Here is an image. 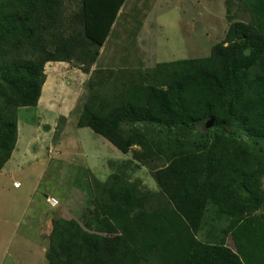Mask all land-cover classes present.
Returning <instances> with one entry per match:
<instances>
[{"label":"trees","instance_id":"1","mask_svg":"<svg viewBox=\"0 0 264 264\" xmlns=\"http://www.w3.org/2000/svg\"><path fill=\"white\" fill-rule=\"evenodd\" d=\"M71 1L0 0V170L18 141V108L42 96L45 65L76 61L90 73L127 0H79L68 14ZM238 1L251 20L232 21L208 56L154 76L92 71L78 126L123 152L140 145L164 155L155 174L164 195L117 188L82 220H55L49 264H264V0ZM208 119L212 127L194 134ZM148 126L166 139L155 141ZM211 203L227 223L201 241L195 232Z\"/></svg>","mask_w":264,"mask_h":264},{"label":"rangeland","instance_id":"2","mask_svg":"<svg viewBox=\"0 0 264 264\" xmlns=\"http://www.w3.org/2000/svg\"><path fill=\"white\" fill-rule=\"evenodd\" d=\"M78 3L68 2L67 13ZM241 20L249 22L251 14L238 0H127L90 73L76 61L45 65L46 82L37 105L18 108L21 169L10 179L1 180L0 175V264H49L54 221L82 220L95 199L111 203L117 188L136 187L145 197L148 192L164 195L155 176L167 163L164 155L150 157L140 145L123 152L90 127L78 126L92 71L124 68L154 76V69H174L184 59L208 56L224 40L231 22ZM204 124H197L194 134L205 132ZM148 127L155 141L166 139L156 127ZM238 137L251 142L244 134ZM13 182L22 186L14 188ZM260 187L264 191V177ZM48 196L59 200L57 206L47 202ZM215 212L211 203L206 224L195 232L199 240H213L214 226L227 223ZM226 244L236 250L231 236Z\"/></svg>","mask_w":264,"mask_h":264},{"label":"crops","instance_id":"3","mask_svg":"<svg viewBox=\"0 0 264 264\" xmlns=\"http://www.w3.org/2000/svg\"><path fill=\"white\" fill-rule=\"evenodd\" d=\"M122 9H123V7H122ZM121 10H120V12H121ZM118 17H119V15H118ZM42 92H43V90H42ZM18 143H19V138H18V141L16 143V147H15L13 153H12V156H11L10 160L0 170V175L2 176V179L1 180L6 179V178H8V179L12 178L13 177V173H15L18 170V168L20 167V163H19V155H20V153H19V151L17 149ZM93 167H94L93 165L90 166V168H93ZM19 169H21V168H19ZM14 181H16V179ZM2 182L3 181H1V183H0V187L1 188H3L2 187V185H3ZM12 186L14 188H20L22 186V184L20 186H17L16 187V186H14V182H13V185Z\"/></svg>","mask_w":264,"mask_h":264},{"label":"built area","instance_id":"4","mask_svg":"<svg viewBox=\"0 0 264 264\" xmlns=\"http://www.w3.org/2000/svg\"><path fill=\"white\" fill-rule=\"evenodd\" d=\"M14 186H20V182H15ZM47 202L51 205V206H57V204L59 203V200L56 197L53 196H48L47 197Z\"/></svg>","mask_w":264,"mask_h":264},{"label":"water","instance_id":"5","mask_svg":"<svg viewBox=\"0 0 264 264\" xmlns=\"http://www.w3.org/2000/svg\"><path fill=\"white\" fill-rule=\"evenodd\" d=\"M212 125H213V119H210V120L207 121L206 124H205V126H206L207 128L212 127Z\"/></svg>","mask_w":264,"mask_h":264}]
</instances>
